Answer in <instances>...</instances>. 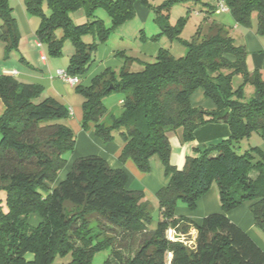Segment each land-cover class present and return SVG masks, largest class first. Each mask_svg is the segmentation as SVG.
I'll return each mask as SVG.
<instances>
[{
  "label": "trees",
  "instance_id": "16d2710c",
  "mask_svg": "<svg viewBox=\"0 0 264 264\" xmlns=\"http://www.w3.org/2000/svg\"><path fill=\"white\" fill-rule=\"evenodd\" d=\"M146 0H24L26 11L39 18L37 41L47 55H62L68 40L72 53L65 72L82 77L94 61L101 43L125 21L135 16L136 2ZM178 0L156 7L154 17L160 33L178 38L185 18L174 26L162 11ZM234 21L264 34V0H225ZM46 8V10H45ZM215 8V4L213 9ZM82 9L86 20L75 23L71 13ZM102 9L110 25L96 16ZM216 9V8H215ZM255 19V20H254ZM0 40L5 56L18 49L19 30L8 0H0ZM62 34L57 37L56 31ZM91 41L85 42V37ZM155 39V37H153ZM187 51L175 57L159 47L152 61L130 70L135 58L118 51L123 65L110 67L80 82L75 91L83 96L81 128L108 142L118 133L123 138L119 159H131L142 172L150 171L156 157L168 176L156 193L159 217L151 216L142 190L128 189L127 175L113 169L98 155L73 159L62 180L58 173L73 152L76 136L65 122L67 106L42 97L39 84L25 83L11 74H0V264H53L57 256L69 255L62 264H93L96 253L107 251L99 264H264V252L227 213L250 202L254 225L264 232V152L258 146L243 151L237 145L257 133L264 139V79L258 69L246 68V48L235 44L228 30L212 20L207 31L197 28L192 40H179ZM240 79L234 87L233 78ZM253 95L245 98V86ZM202 89L216 106L213 110L194 107L191 95ZM120 93L119 113L104 104L103 98ZM107 117L109 122L106 123ZM209 122L228 125L229 135L202 147H194L181 169L170 163L168 132L182 129L190 141L194 131ZM92 124V126H90ZM212 185L218 190L221 213L210 214L200 224L176 216L183 203L194 209L196 201ZM2 201L0 200V203ZM39 217L36 225L29 216ZM155 222V227L151 224ZM191 224L197 229V245L188 249L167 238V230ZM121 235H142L140 246L126 255L118 240ZM171 253L170 261L165 257Z\"/></svg>",
  "mask_w": 264,
  "mask_h": 264
},
{
  "label": "crops",
  "instance_id": "0c3cea01",
  "mask_svg": "<svg viewBox=\"0 0 264 264\" xmlns=\"http://www.w3.org/2000/svg\"><path fill=\"white\" fill-rule=\"evenodd\" d=\"M8 2L12 7V13L17 21L19 42L18 49L11 51L8 57H6L4 43L0 40V74L9 73V71L15 70L16 73L13 74V76L18 80L25 83L41 85L43 88L42 97H50L68 107L70 110V116L65 122L76 134L75 148L70 156V162L76 157L87 155H98L104 158L111 168L122 169L126 173V186L128 189L142 190L148 204L150 205L151 203L158 211V202L155 193L160 187L166 185L168 182V176L165 175L164 167L159 160L156 159V157H151L150 171L142 172L131 159H126L125 161L119 159V155L124 145L123 138L120 134L115 133L112 140L103 142L94 135L91 128L88 130H83L81 128L79 122L82 118V104L84 98L75 91L76 84L67 83L56 75L58 69L63 70L60 68L59 63H57L59 59L49 58L44 49L37 45L38 41L35 36V31L39 25V18L26 11L24 0H8ZM197 2L202 3L203 5L206 4L201 2V0H197ZM139 4H141L139 1L135 4L136 13ZM200 12L208 18V10H200ZM71 18L75 23H83L86 20L82 9L72 12ZM214 21L223 25L220 20ZM211 22L212 20L207 19V21L201 24L200 33H203L204 28L207 29ZM233 28L238 30L239 24L235 22ZM228 33L231 35L230 31H228ZM119 36L121 37L120 40L122 42L127 39V35L122 33L119 34ZM133 38L136 42V48L130 51L129 55L125 49H122L121 51L126 55L135 58L139 63L145 61L143 59H146V56L148 57L151 55L153 57L155 55L159 46L156 47L155 45L149 53L144 49L148 46L147 37H141L138 41L135 39V35ZM240 45H243L247 51L245 58L247 70L251 72L254 69H258L264 79V35H258L253 27L246 29L244 30V33L241 34ZM99 49L102 50L99 51ZM117 52L118 51L113 50V48L109 47L106 43L99 44L95 54L96 58H94L93 63L85 75L78 78V83L80 82L83 85H88L92 77L108 67L118 70L123 65V60L122 58L120 60L116 56ZM41 55H44L45 58L42 59ZM118 56L120 55L118 54ZM66 63L67 59L65 60V64ZM127 66L131 70L133 61L128 62ZM137 67L139 68L138 65H136V68ZM119 102L120 100L118 99L117 103ZM190 103L194 107H201L207 110H213L216 108L214 103L204 96L202 89H197L191 95ZM3 111L4 104L0 99V115ZM90 126H92V124H90ZM229 133L228 125L223 122H209L198 127L194 131V138L190 141L183 140L181 128L169 131L170 163L176 168L181 169L185 164L186 157L194 154V147H202L208 143L226 138ZM258 137L260 140L259 144L256 146L264 152V139L259 135ZM221 211L218 190L215 185H212L204 195L198 198L194 209L191 210L187 206H176L175 215L187 217L192 223L200 224L208 215L221 213ZM227 217L232 223L244 231L264 252V240L260 233L255 231L256 226L254 225L253 216L250 211L249 201L242 203L228 212ZM191 226L193 227L192 224ZM151 227H155V222L151 224Z\"/></svg>",
  "mask_w": 264,
  "mask_h": 264
},
{
  "label": "rangeland",
  "instance_id": "374dc122",
  "mask_svg": "<svg viewBox=\"0 0 264 264\" xmlns=\"http://www.w3.org/2000/svg\"><path fill=\"white\" fill-rule=\"evenodd\" d=\"M147 2L145 4L141 3L138 5V9H137V13L135 14V16L130 19L125 21L121 26L117 27L108 37L107 41L105 42L109 47L113 48V50L115 51H121L122 49H125L127 54L129 55L130 51H132L133 49L136 48V42L134 41L133 36H136V40L138 41L139 38L141 37H147V48H144L146 51H148L149 53L152 51L153 47L156 45V47H162V48H166L169 50V52L175 56V57H179L182 56L186 53L187 48L185 47L184 44H182L181 42H179V40H186V41H190L192 40V37H194V34L197 30V28L203 24L205 21L208 20H220L223 23V26L230 31L231 36L233 37L235 44H240V40H241V34L244 33V30L246 29H250L251 27H253L256 31V26H255V22H253L251 24V27H244L242 25H239L238 30L233 28V24L235 23V21L232 19L230 12L226 11V12H222L219 11L217 9H213L214 4H215V0H201V2L206 3L205 5H203L202 3H198L197 0H178L177 2H174L171 4L170 8L168 9V11L163 10L162 13L166 14L168 13V22L170 23V25L174 26L177 22L178 19H180L181 17L185 18V22L184 25L182 27V29L180 30V32L178 33V38H168L165 34H159L160 33V28L157 24V22L155 21V18L159 13L156 12V7H158L159 5L165 3L168 0H146ZM144 9V10H143ZM46 10V8H45ZM144 11V15H143V11ZM200 10H208L209 14H208V18H206L201 12ZM96 16H98L99 18H101L104 21V24L106 26L110 25V19L108 17V15L106 14V12L102 9H98L96 10ZM234 21V22H233ZM244 29V30H243ZM207 31L206 28H204L203 33ZM124 34L127 35V39H125L123 42L120 40L121 37L119 36V34ZM57 37H59L62 32L60 29H58L56 31ZM258 35H264V34H259ZM129 37V38H128ZM153 37H155V39L153 40ZM85 42H89L91 41V36L87 35L85 37ZM158 47V48H159ZM105 49V48H102ZM102 49H99V51H101ZM73 47L71 45V43L66 40L63 44V48H62V55L58 56V57H52L49 56V58H57L59 59L57 61V63H59L60 68H62L63 70H65V68L67 67L68 64V58L70 56V54L72 53ZM97 51V52H99ZM96 52L94 53V58H96L95 56ZM120 60L121 57L116 55ZM67 59V63L65 64V60ZM145 61H152L153 57L151 55H149L148 57L146 56V59H143ZM65 64V65H64ZM136 65L139 66V68H136ZM142 68V64L137 62L136 60H133V66L131 67V70H139ZM240 82L239 77L235 76L232 80V84L234 87H236ZM245 98L244 100L249 99L250 96L253 95V87L251 85H246L245 88ZM119 97H121L120 93H112L110 96L104 97L103 98V102L105 105H107L109 108L111 107V109L113 110L114 114H118L119 113V104L117 103V100L119 99ZM81 121V120H80ZM109 122V118L107 117L106 119V123ZM80 125V122H79ZM81 126V125H80ZM72 129V128H71ZM73 130V129H72ZM74 132V131H73ZM75 134V133H74ZM76 136V134H75ZM259 140L260 138L258 137L257 134L253 133L249 138H245L242 140V142L237 145L239 147H241L240 151L245 150L246 148L250 147V146H256L257 144H259ZM263 141V140H262ZM75 146V145H74ZM75 148V147H74ZM74 151V149H73ZM70 156L71 153H67L66 157H68V162L66 163V166L64 167V169H62L58 175H57V181L62 180V178L64 177L67 169L69 168L71 162H70ZM157 159V158H156ZM0 200L2 201L0 204L3 205V209L6 210V206L4 204V200H5V191L0 190ZM150 211H151V216L154 219V221L157 220V218L159 217V212L152 206V204L150 203ZM179 206H185L183 203H178L177 207ZM39 220V217L35 214H31L29 216V223L36 225L37 222ZM181 225L179 224L177 226V228H174V232L173 235L171 236V241H180L182 242L188 249H195L196 245H197V236H198V232L197 229L193 226H189L184 232L181 230ZM152 228V227H151ZM255 231L260 233V235L262 236L263 240H264V232L261 231L259 228L255 227ZM167 238L168 237V233H166ZM118 240L121 243L122 248L120 249L121 251H123V253L126 255L127 253H133L134 251L137 250V248L140 246L141 243V238L142 235L140 234H134V235H121L119 233L118 236ZM171 253H167L166 254V261L169 262L170 258H171ZM107 256V251H102V252H98L94 255L93 257V264H99L102 262V260ZM70 258L69 255H66L64 257H59L57 256L54 260L53 264H62L66 261H68Z\"/></svg>",
  "mask_w": 264,
  "mask_h": 264
},
{
  "label": "built area",
  "instance_id": "2783aa9c",
  "mask_svg": "<svg viewBox=\"0 0 264 264\" xmlns=\"http://www.w3.org/2000/svg\"><path fill=\"white\" fill-rule=\"evenodd\" d=\"M215 8H216L217 10H219V11H222V12H226V11L229 12V9H228V6H227L225 0H215ZM37 45H38L39 47H41V44L39 43V41H38ZM41 58L44 59L45 56H44V55H41ZM15 73H16V71L13 70V71H9V73H7V74H11V75H13V74H15ZM56 75H57L59 78H61L63 81L67 82V83H70V84H78V77H76V76H70V75H68L64 70L58 69V70L56 71ZM172 232H174L173 229H168V230H167V233H168V237H169V239H172V238H171V236L173 235ZM172 240H173V239H172Z\"/></svg>",
  "mask_w": 264,
  "mask_h": 264
},
{
  "label": "water",
  "instance_id": "95a60500",
  "mask_svg": "<svg viewBox=\"0 0 264 264\" xmlns=\"http://www.w3.org/2000/svg\"><path fill=\"white\" fill-rule=\"evenodd\" d=\"M236 148L239 149V146H237Z\"/></svg>",
  "mask_w": 264,
  "mask_h": 264
}]
</instances>
